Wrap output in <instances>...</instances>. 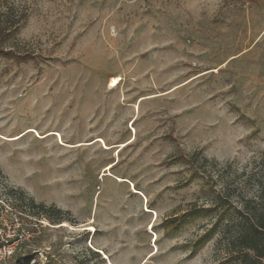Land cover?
<instances>
[{
  "label": "rangeland",
  "instance_id": "374dc122",
  "mask_svg": "<svg viewBox=\"0 0 264 264\" xmlns=\"http://www.w3.org/2000/svg\"><path fill=\"white\" fill-rule=\"evenodd\" d=\"M6 10L20 21L0 43V264H235L215 203L256 189L264 0Z\"/></svg>",
  "mask_w": 264,
  "mask_h": 264
},
{
  "label": "trees",
  "instance_id": "16d2710c",
  "mask_svg": "<svg viewBox=\"0 0 264 264\" xmlns=\"http://www.w3.org/2000/svg\"><path fill=\"white\" fill-rule=\"evenodd\" d=\"M18 17L12 14L11 10L0 14V43H4L16 30L17 23L20 21ZM11 53L10 50H0V54L3 55ZM258 171V175L252 174L258 177L255 181L256 189L252 195L237 196L236 206L232 205L226 196L219 197L215 203L223 210L222 212H231L232 218L228 222L235 229L232 239L236 245H233L235 248L231 249L235 264H264V150L259 158ZM225 187L229 188L228 185ZM168 226L176 227L170 224ZM18 261V264H30V257Z\"/></svg>",
  "mask_w": 264,
  "mask_h": 264
}]
</instances>
